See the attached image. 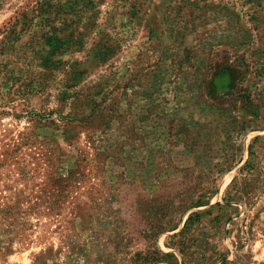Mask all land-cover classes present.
Listing matches in <instances>:
<instances>
[{"label": "rangeland", "instance_id": "obj_1", "mask_svg": "<svg viewBox=\"0 0 264 264\" xmlns=\"http://www.w3.org/2000/svg\"><path fill=\"white\" fill-rule=\"evenodd\" d=\"M34 1L0 0V264H264V0H76L84 50L56 52ZM59 90L110 121L64 141Z\"/></svg>", "mask_w": 264, "mask_h": 264}, {"label": "trees", "instance_id": "obj_2", "mask_svg": "<svg viewBox=\"0 0 264 264\" xmlns=\"http://www.w3.org/2000/svg\"><path fill=\"white\" fill-rule=\"evenodd\" d=\"M75 1L76 0H64L62 2H59L57 0H35L30 7V13L32 17H40L41 23L38 24V28L36 31L31 32L32 43L38 45L40 42H42L43 45H46L51 49V52H56L62 49L63 47L69 48L72 44L76 45L78 51H83V39L85 36H82L83 34L80 29L82 28L84 23L81 21V16L76 14V10L73 8ZM88 3H90L91 5L99 4V2H95L92 0H88ZM90 28V31L95 28L94 30L96 31L97 36L96 40H94V42L91 44V47L89 48L87 53L91 55L92 59L97 63H105L113 55L114 50L117 46L107 44L106 40L109 39L108 34L97 28L96 25L94 26V24H91ZM59 34H63L66 40L57 39ZM46 61H44V63H46ZM43 66L47 67L45 65ZM49 67H51V65ZM67 67L68 65L66 66V68ZM66 68H61V70H59L60 67H58L54 69L58 72H61L64 76L73 74L75 71L74 69L67 70ZM95 86L91 88H97L99 85L95 84ZM58 92L60 97H55L56 106L53 110L49 111V115L54 114L55 117H49L48 125L50 126L48 127L52 130H56V128L58 127L56 125V122H62L60 135L63 137L64 141H71L76 137V135H78V133L82 129L92 130L95 127H98L99 122L101 120H104L105 123L110 121L111 116H109L108 111H106L110 109H107V107H100L96 100L92 99V96L89 92L86 94H78V92L75 91L63 93L59 90ZM67 100H69V102H67ZM65 106H68V109L71 107L73 110H76V112H62V109ZM78 116H80V118L77 120ZM78 125H82L83 128L78 129ZM46 138L48 139L49 143H55L52 134L50 136H47ZM85 139V143L88 145V148L93 150L94 146L92 142V135H85ZM256 140L257 137H254L252 139L249 148H251V146L255 143ZM58 149V145H55L50 150V154L52 153V159L54 160H58L57 158L60 157ZM55 152L58 155H55ZM86 153L87 152H85V154H80L76 156V159L74 160V168L67 169L65 171L66 178L64 177L60 179L62 180V183L65 182L63 180H69L71 177L74 178L75 175H80L79 172L82 168L81 165H85L92 160L91 158L87 159ZM49 160H51V158H49ZM203 205H205L203 204V202L196 200L193 203L189 202L185 204V206L183 207L184 209H188L200 207ZM215 205L217 206L218 204ZM179 208H181V210H184L182 209V206H179ZM204 213H208V211ZM200 215L201 213L198 212L190 213L185 219L182 231L190 227L194 222H198ZM172 229L173 228H171L170 230ZM159 231L164 232L166 230L163 226L162 229ZM157 253L158 255H160L159 257L166 255L162 254L158 250ZM159 257L154 258L150 263H157L160 260Z\"/></svg>", "mask_w": 264, "mask_h": 264}]
</instances>
